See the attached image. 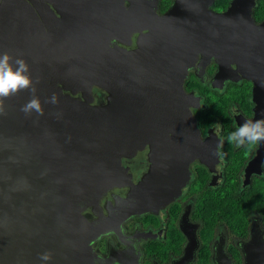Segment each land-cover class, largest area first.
<instances>
[{
	"label": "water",
	"instance_id": "1",
	"mask_svg": "<svg viewBox=\"0 0 264 264\" xmlns=\"http://www.w3.org/2000/svg\"><path fill=\"white\" fill-rule=\"evenodd\" d=\"M125 1L0 0V52L27 62L43 109L21 111L30 99L22 91L0 112V264L114 263L110 245L98 262L93 241L108 228L84 213H97L108 188L130 186L129 178L121 180L122 158L149 145L161 160L173 142L183 167L153 158L141 186L161 183L174 170L161 183L169 193L148 203L144 188L130 192L136 200L121 220L156 214L185 186L188 164L201 153L192 94L184 89L194 51L205 39L223 37L235 10L250 17L254 0H232L223 15L211 14L203 0L177 1L162 16L141 0L126 12ZM130 14L142 23L129 25ZM123 29L137 38L118 36ZM53 94L58 102H46ZM245 250L247 264H264V248L262 255L254 246ZM45 252L47 262L40 259Z\"/></svg>",
	"mask_w": 264,
	"mask_h": 264
},
{
	"label": "flooded vegetation",
	"instance_id": "2",
	"mask_svg": "<svg viewBox=\"0 0 264 264\" xmlns=\"http://www.w3.org/2000/svg\"><path fill=\"white\" fill-rule=\"evenodd\" d=\"M177 1L188 0H141V5L162 16ZM231 2L203 0L202 4L211 14L223 15ZM134 4L135 0H126V12ZM249 14L232 12L224 36L205 39L194 51L184 89L192 94L191 112L202 150L188 164V180L179 194L156 214L121 220V211L128 212L129 201L136 200L130 192L141 195L145 189L149 203L159 198V192L169 193L162 184L176 174L173 170L162 175V184L148 181L142 187L153 158L160 160L158 152L153 154L145 145L132 157L122 158L126 177L121 180L129 178L131 187H110L95 206L96 214L85 210L90 222L115 229L93 241L99 263L108 258V245L114 253L112 264H247L248 246L263 254L264 201L259 199L264 194V142L237 147L227 140L245 121L264 120V0H254ZM128 18L129 25L142 23L133 14ZM117 35L136 39L138 33L123 29ZM172 143L161 150L160 161L164 166L183 167Z\"/></svg>",
	"mask_w": 264,
	"mask_h": 264
},
{
	"label": "clouds",
	"instance_id": "3",
	"mask_svg": "<svg viewBox=\"0 0 264 264\" xmlns=\"http://www.w3.org/2000/svg\"><path fill=\"white\" fill-rule=\"evenodd\" d=\"M36 83L38 81H33L29 65L24 59L12 57L6 52H0V112H3L4 100L17 95L19 92L28 91L30 99L22 106L21 111L25 114H31L35 111L37 114L43 115L41 102L35 94ZM46 102L57 103L56 95L53 94ZM227 140L237 147L264 142V120L245 121L228 135ZM40 259L44 262L49 261L51 253H42Z\"/></svg>",
	"mask_w": 264,
	"mask_h": 264
},
{
	"label": "trees",
	"instance_id": "4",
	"mask_svg": "<svg viewBox=\"0 0 264 264\" xmlns=\"http://www.w3.org/2000/svg\"><path fill=\"white\" fill-rule=\"evenodd\" d=\"M263 191H264V190H263ZM263 191H261L260 193H262ZM261 196H262V197H261ZM261 196H260L261 199H259V200L264 201V194H261ZM262 209H263V211H264V203H263V207H262Z\"/></svg>",
	"mask_w": 264,
	"mask_h": 264
}]
</instances>
